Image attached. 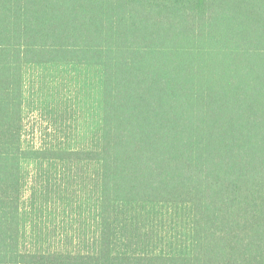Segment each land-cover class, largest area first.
<instances>
[{
	"label": "trees",
	"instance_id": "obj_1",
	"mask_svg": "<svg viewBox=\"0 0 264 264\" xmlns=\"http://www.w3.org/2000/svg\"><path fill=\"white\" fill-rule=\"evenodd\" d=\"M34 69L75 78L76 146L24 144ZM44 165L90 168L89 234L31 227ZM0 264H264V0H0Z\"/></svg>",
	"mask_w": 264,
	"mask_h": 264
},
{
	"label": "rangeland",
	"instance_id": "obj_2",
	"mask_svg": "<svg viewBox=\"0 0 264 264\" xmlns=\"http://www.w3.org/2000/svg\"><path fill=\"white\" fill-rule=\"evenodd\" d=\"M23 140L27 146L54 143L76 146L84 129L80 93L72 74L34 69L25 77ZM89 133L87 134V136ZM90 168L31 167L24 188V206L33 230L45 243L56 244L90 233L87 208ZM29 230V228H28ZM31 230V228H30Z\"/></svg>",
	"mask_w": 264,
	"mask_h": 264
}]
</instances>
